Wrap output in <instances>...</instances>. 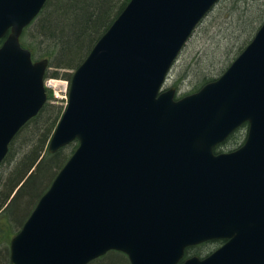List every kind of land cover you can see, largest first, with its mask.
<instances>
[{"label": "water", "instance_id": "1", "mask_svg": "<svg viewBox=\"0 0 264 264\" xmlns=\"http://www.w3.org/2000/svg\"><path fill=\"white\" fill-rule=\"evenodd\" d=\"M48 0H0V164L48 100L22 45ZM220 0H130L71 78L49 152L78 140L10 243L12 264H264V23L217 79L165 88ZM248 123L239 148L216 152ZM227 241L206 257L189 247Z\"/></svg>", "mask_w": 264, "mask_h": 264}, {"label": "trees", "instance_id": "2", "mask_svg": "<svg viewBox=\"0 0 264 264\" xmlns=\"http://www.w3.org/2000/svg\"><path fill=\"white\" fill-rule=\"evenodd\" d=\"M129 1L48 0L38 17L25 28L21 36L22 45L32 51L34 58H48L49 66L73 69L74 72ZM259 1H232V6L227 12L229 15H235L238 11L241 13L242 9L238 5L245 2L242 19L232 30L228 29V26L219 28V34L216 35L220 37L214 36L212 41L216 47L207 57L198 54L197 68L193 70V74L201 80L202 86L216 79L212 76L214 71L222 63H226L230 55L235 52L232 58L235 60L234 58L243 51L244 47L240 46L242 41L264 11L260 9ZM255 4L257 6L255 13L245 18V12L252 7L254 9ZM259 27L260 25L255 31ZM254 34H251L249 43ZM48 76L57 77L58 73H48L47 70L46 77ZM71 77L72 75L69 79ZM51 98L49 95L48 101L38 115L29 120L18 132L0 165V264H12L10 259L12 237L22 228L41 196L49 189L60 169L78 146V141H73L70 143L72 145L70 152L66 146L55 153L49 152V141L65 109L62 105L50 102ZM241 127L248 128V123ZM237 140L235 131L224 143L218 145L215 151L225 152L227 150L224 146L229 142L235 144ZM16 226H19L17 231ZM213 243L215 242L210 245ZM202 246L205 245L188 248L186 257L205 256L200 250ZM89 264L131 263L125 253L111 251Z\"/></svg>", "mask_w": 264, "mask_h": 264}, {"label": "rangeland", "instance_id": "3", "mask_svg": "<svg viewBox=\"0 0 264 264\" xmlns=\"http://www.w3.org/2000/svg\"><path fill=\"white\" fill-rule=\"evenodd\" d=\"M232 1L234 0L218 1V3L213 7V9L204 17V19L196 27L192 36L190 37V39L182 49L176 62L172 66V69L169 73L168 79L165 84V88L175 86L177 88L176 97H181L189 93L195 92L203 85V84L201 85V80L195 77L193 74V70L197 68L198 54H202L204 57L205 56L207 57L208 53L214 50V48L216 47V44H214L212 41L214 39L213 37L217 36L216 35L217 33L219 34V28L220 27L225 28L226 26H228V29L232 30L235 24H237L242 19L241 15H242V11L244 10L243 7H245V2H242L240 3V5H238L239 7H241L240 9H242L241 13L240 11H238L235 15L232 14L229 15L227 12L232 6ZM259 2L258 3L260 5V9H264V0H260ZM253 6H255L254 9L252 7V9L248 10L247 13L245 12V18L248 15L255 13L257 6L256 4ZM263 21H264V11L260 19L257 22H254L251 31L245 37L244 41H242V44L240 46H243L245 48L249 44L248 41L250 39L251 34L253 33L256 34V32L260 27L257 29V31H255L256 28L259 25L261 26V24L264 23ZM218 37H220V35H218L217 38ZM234 54L230 55V58H228L227 62L222 63L218 67V69L214 71L215 73L212 75L213 77L218 78L223 73V71L229 67V63L231 61H234L232 60ZM35 59L38 60L42 58L36 57ZM52 72H57L58 76L57 77L48 76L49 82L54 84L53 80H59V81L56 82L57 83L56 86L50 85V89H48V93L52 97L50 102L65 107L68 100V95H66L67 82L69 83L70 81L69 78L70 75H72L73 73V69L56 68L54 66H49L48 73H52ZM247 132H248L247 127H241V129L240 128L237 129L238 142L237 143L235 142V144L234 142L231 143L229 142L228 145L224 146L225 150L230 151L231 149L233 150L237 147L239 148L242 144H244L247 136ZM66 147L68 152H70L72 145L68 144V146L66 145ZM48 148H49V144H48ZM18 228L19 226H16L15 231H17ZM213 246L215 248V245L202 246L200 250L203 251L204 255H207L209 252L213 251L214 249ZM210 247L212 248L210 249ZM121 255L125 257L124 254Z\"/></svg>", "mask_w": 264, "mask_h": 264}, {"label": "flooded vegetation", "instance_id": "4", "mask_svg": "<svg viewBox=\"0 0 264 264\" xmlns=\"http://www.w3.org/2000/svg\"><path fill=\"white\" fill-rule=\"evenodd\" d=\"M226 241H227L226 239H220L219 238V239H214V240L206 241L203 244L206 246V245H210L212 242H215V243L212 244V245H215V248L213 246V248H214L213 251H214V250L218 249L220 246H222ZM203 244H200V245H203ZM211 248L212 247H210V249ZM213 251L209 252L207 255L211 254ZM207 255H205V256H207Z\"/></svg>", "mask_w": 264, "mask_h": 264}, {"label": "bare ground", "instance_id": "5", "mask_svg": "<svg viewBox=\"0 0 264 264\" xmlns=\"http://www.w3.org/2000/svg\"><path fill=\"white\" fill-rule=\"evenodd\" d=\"M57 81H59V80H53V83H54L53 85H54V86L57 85V83H56Z\"/></svg>", "mask_w": 264, "mask_h": 264}]
</instances>
